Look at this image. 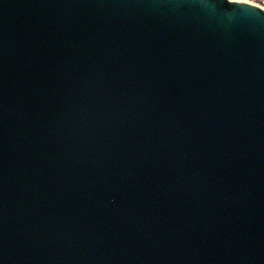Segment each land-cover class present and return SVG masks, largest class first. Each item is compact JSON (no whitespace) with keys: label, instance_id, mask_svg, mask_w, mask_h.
Masks as SVG:
<instances>
[{"label":"water","instance_id":"95a60500","mask_svg":"<svg viewBox=\"0 0 264 264\" xmlns=\"http://www.w3.org/2000/svg\"><path fill=\"white\" fill-rule=\"evenodd\" d=\"M0 264H264V11L0 0Z\"/></svg>","mask_w":264,"mask_h":264},{"label":"built area","instance_id":"2783aa9c","mask_svg":"<svg viewBox=\"0 0 264 264\" xmlns=\"http://www.w3.org/2000/svg\"><path fill=\"white\" fill-rule=\"evenodd\" d=\"M236 1H245V2H250L251 4H255L258 7L262 8L264 11V0H236Z\"/></svg>","mask_w":264,"mask_h":264},{"label":"bare ground","instance_id":"6f19581e","mask_svg":"<svg viewBox=\"0 0 264 264\" xmlns=\"http://www.w3.org/2000/svg\"><path fill=\"white\" fill-rule=\"evenodd\" d=\"M253 5H255V4H253ZM257 6V5H256Z\"/></svg>","mask_w":264,"mask_h":264}]
</instances>
